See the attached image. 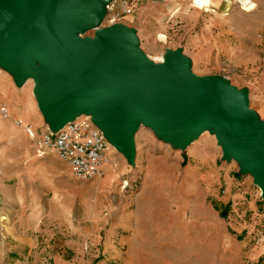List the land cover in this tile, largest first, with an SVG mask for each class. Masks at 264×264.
I'll return each instance as SVG.
<instances>
[{"label": "rangeland", "instance_id": "rangeland-1", "mask_svg": "<svg viewBox=\"0 0 264 264\" xmlns=\"http://www.w3.org/2000/svg\"><path fill=\"white\" fill-rule=\"evenodd\" d=\"M155 1L161 17L139 35L149 58L182 47L196 74L248 88L264 120V0ZM0 77L12 86L2 94L21 96L29 111L33 81L18 87L2 68ZM15 105L22 122L12 126H24L23 106ZM22 132L0 136V166L21 157ZM135 138V165L116 152L104 176L83 181L54 152L32 153L59 174L49 173V191L38 184L37 198L5 193L8 180L0 179V264H264L259 188L235 160L222 159L213 134L204 131L183 151L144 125Z\"/></svg>", "mask_w": 264, "mask_h": 264}, {"label": "water", "instance_id": "water-1", "mask_svg": "<svg viewBox=\"0 0 264 264\" xmlns=\"http://www.w3.org/2000/svg\"><path fill=\"white\" fill-rule=\"evenodd\" d=\"M110 1L0 0V68L18 87L33 81L50 130L90 115L132 166L142 125L182 151L207 130L264 202V120L250 107L248 88L196 74L182 47L153 61L133 26L102 25Z\"/></svg>", "mask_w": 264, "mask_h": 264}, {"label": "built area", "instance_id": "built-area-1", "mask_svg": "<svg viewBox=\"0 0 264 264\" xmlns=\"http://www.w3.org/2000/svg\"><path fill=\"white\" fill-rule=\"evenodd\" d=\"M148 1V0H146ZM151 3L155 0H149ZM144 0H111L107 5L104 20L109 23L120 21L124 14L135 13L144 8ZM113 10L108 17L109 11ZM10 117L9 106L0 105V120ZM37 152H54L55 155L71 170L77 180L94 179L104 176L112 166L117 152L105 138L102 130L91 121L90 115L81 116L66 122L63 127L53 131L45 125V130L38 132L30 124L24 125Z\"/></svg>", "mask_w": 264, "mask_h": 264}, {"label": "crops", "instance_id": "crops-1", "mask_svg": "<svg viewBox=\"0 0 264 264\" xmlns=\"http://www.w3.org/2000/svg\"><path fill=\"white\" fill-rule=\"evenodd\" d=\"M144 1L147 2L144 8H139V10L136 11L135 13L124 14L123 18L120 20V22L133 26L138 32V35L140 36L142 35V30L144 29V27L146 28V26L154 23L156 20H159L161 17L160 15L162 14L161 13L162 8L160 11L161 5L158 2L150 3L149 0L148 1L144 0ZM4 86L10 89L11 84L9 81L4 80L0 77V102H2V100L9 102L10 105L9 111L11 116L10 119L8 118L5 120H0V131L3 132L0 134V136L4 137V134L8 135L7 132L10 131H11L10 135L12 136H13V132L16 131H23V132L20 137L21 143L18 147L21 148L19 150L21 157H19V159L18 158L8 159L9 161H6L0 166V179L2 180V182H4V180L5 181L8 180L7 183L5 184L3 183V185H6L3 186L5 193H7L8 191H12V192L15 191L17 194V198L19 199H23V198L26 199L31 197L37 198L38 197L37 193L39 192L40 194H43L44 188H47V191H49V186H48L50 179L49 173L53 172L51 176H55V175L58 176L59 174L56 173L55 170L53 171L49 169V163L47 159L45 158L30 159V157L33 156V154H35L34 152L36 153L38 152L35 151L34 149L35 145L34 147L31 146L30 149V144L28 141L29 136L25 130V127L23 125L20 126L22 121H21V117H19V114L15 110L16 108L15 104L18 105L22 104L23 106L22 116L24 118H28L26 124H30V126H32V128H34L35 130L38 129L39 127L45 126V124L40 111L37 109L36 100L34 97L33 99H31V101L33 102L31 104H28L29 111H25V105L20 99L21 96L20 97L13 96V93L19 94V92L10 91V93L12 92L11 95L13 96V98L12 97L9 98L7 94L5 95L2 94L1 88L4 89ZM15 101L17 103H15ZM13 121L20 122L19 125L20 127H16L18 122L16 123L15 127L17 128V130L14 126H12ZM8 128L11 129L8 131ZM54 159L62 168L64 167L65 164L61 162L59 158L55 157ZM38 184L43 188L41 191L36 190L37 187H39Z\"/></svg>", "mask_w": 264, "mask_h": 264}]
</instances>
